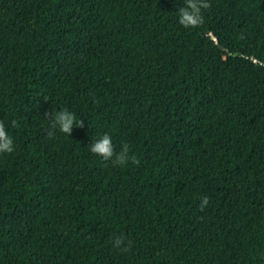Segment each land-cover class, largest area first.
Returning a JSON list of instances; mask_svg holds the SVG:
<instances>
[{
    "label": "trees",
    "instance_id": "trees-1",
    "mask_svg": "<svg viewBox=\"0 0 264 264\" xmlns=\"http://www.w3.org/2000/svg\"><path fill=\"white\" fill-rule=\"evenodd\" d=\"M181 3L0 0V264H264V0Z\"/></svg>",
    "mask_w": 264,
    "mask_h": 264
},
{
    "label": "clouds",
    "instance_id": "clouds-1",
    "mask_svg": "<svg viewBox=\"0 0 264 264\" xmlns=\"http://www.w3.org/2000/svg\"><path fill=\"white\" fill-rule=\"evenodd\" d=\"M207 0H183L177 9L178 23L184 27H195L203 22L202 10L207 8ZM82 120H77L75 113L66 108L56 110L52 114V129L70 134L72 128L81 125ZM50 135L52 132L50 131ZM14 150V138L9 134L7 128L0 124V153H11ZM89 151L100 156L104 160H112L115 164H126L129 157V147L122 145L119 152H114L112 138L108 133H104L89 145ZM207 203V197L202 198L201 206ZM115 245L121 244V238L116 237Z\"/></svg>",
    "mask_w": 264,
    "mask_h": 264
}]
</instances>
